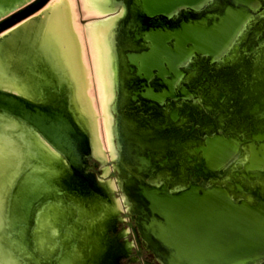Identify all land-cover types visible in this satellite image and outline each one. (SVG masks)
<instances>
[{
	"label": "water",
	"instance_id": "obj_1",
	"mask_svg": "<svg viewBox=\"0 0 264 264\" xmlns=\"http://www.w3.org/2000/svg\"><path fill=\"white\" fill-rule=\"evenodd\" d=\"M49 1L0 0V34L28 21ZM211 1L126 0V19L116 34L117 144L123 155L116 162L123 177L119 190L130 205L128 226L158 264H264V150L255 152L249 166L244 162L241 170L228 172L249 144L261 140L227 135L224 123L196 131L189 127L195 121L193 110L200 112L199 100L209 116L225 122L221 111L232 108L234 90L230 79L216 76L212 67L264 0H216L217 7L205 8ZM178 13L179 20L173 21ZM188 71L197 77L176 88ZM41 87L39 102L0 89V116L35 131L67 168L65 177L45 171L37 175L41 180L36 185L34 178L22 184L36 190L22 195L21 225L52 180L64 184L60 196L69 189L96 192L99 199L107 193L89 170L94 158L88 138L69 110L63 86L41 82ZM166 102H181V108L171 109L164 121L161 107ZM134 104L152 112V119L121 113L126 107L136 109ZM178 119L179 128L173 126ZM197 120V125L209 121ZM160 173L165 177L156 184ZM96 264H117V256L104 253Z\"/></svg>",
	"mask_w": 264,
	"mask_h": 264
},
{
	"label": "bare ground",
	"instance_id": "obj_2",
	"mask_svg": "<svg viewBox=\"0 0 264 264\" xmlns=\"http://www.w3.org/2000/svg\"><path fill=\"white\" fill-rule=\"evenodd\" d=\"M80 1L79 4H82V9L78 6V0H51L43 10L29 17L28 21L24 20L0 34V58L10 61L11 58L15 59L22 55L24 51L27 56V60L20 64L21 68L18 74L11 72L9 68L0 70V89L39 102L43 97L41 82L63 86L68 97L69 110L79 127L87 135L92 157L97 158L103 164L108 160H113L115 163L112 168L105 169V175L107 176L110 172L118 169L116 162H122L123 160L121 149L117 144L118 122L115 116L116 110H118V83L120 80L116 56V34L119 26L126 19V0ZM217 5L216 0H213L205 8L211 9L217 7ZM261 9L263 7L257 10V13ZM81 10L83 11L81 12ZM82 13L84 14L83 17L92 19L85 26H82L80 19ZM257 13L243 27L230 48L215 65L225 68L235 59L243 57L240 49L251 34L250 30L255 26L253 20ZM179 18L180 14L178 13L172 20L178 21ZM255 63L258 66H264V53L258 56ZM183 81L185 80L183 79ZM179 83H177L176 88ZM198 107L201 108V105ZM180 108L181 102L164 103L161 107L164 120H169L168 114L171 109L178 110ZM154 113L156 116H162L156 111ZM0 118L4 117L0 116ZM188 120L186 117L185 121L188 122ZM11 121L17 128L26 131L30 135L28 141L29 154L25 155L24 153L17 156L10 151L8 158L0 154V195L1 191L6 190L3 187L5 179L11 177L3 200L5 208L7 207V228L14 233L17 230L15 227L18 226L14 213L18 209H16L13 202L14 198L20 195L16 193L19 191L21 179L25 182L45 171L52 176L65 177L67 168L64 159L35 131L14 120ZM173 126L179 127L182 125L173 123ZM245 161L246 157L239 154L229 166L228 172L235 169L241 170V166ZM15 168V173L11 174L10 171ZM160 174L161 177L156 179V184L160 183L165 177V173ZM262 177H264V173ZM122 178L120 174L109 182L101 181V184L112 198L109 205L98 198L100 210L106 219L103 225L105 235L115 224L119 213L125 207L127 210L130 208L124 195L120 199H116L113 195L114 191L118 192L121 188ZM227 179L228 175L225 180ZM261 186L264 189V185ZM174 188H178V185H175ZM50 189L46 187L40 198L31 207L29 218L32 232L35 228L42 230L52 226L59 231L66 218L74 217V207L70 204L71 199L69 200L67 195L60 197L61 205L60 208H57L58 214L55 213V216H52V214L50 216L49 212L53 211L54 202V199L51 198L54 191ZM15 195L17 196L15 197ZM40 204H44L47 213L44 219L39 220L36 224L33 215L35 208ZM88 225L93 226L94 224L89 222ZM19 226L22 227L21 224ZM126 232L129 231L126 230ZM122 235L121 233L119 236ZM72 242L66 241L61 234L51 247L43 248V241L41 244L38 242L39 249L37 251L40 262L36 259H28L29 256L26 253L21 256L18 263L50 264L51 261L47 258H50L52 254L55 264H74L76 262L74 260H80L83 264H96L98 256L102 257L109 245V242L106 243L105 241L103 247L101 243L97 242L102 250L98 251V247L93 245L92 251L94 250L95 255L92 257L85 254L84 243L76 242L77 245L72 249ZM120 245L123 246L127 255L128 245L126 246L123 243ZM42 249L43 251H41ZM68 256L72 259H68ZM6 264L14 263L7 258Z\"/></svg>",
	"mask_w": 264,
	"mask_h": 264
},
{
	"label": "rangeland",
	"instance_id": "obj_3",
	"mask_svg": "<svg viewBox=\"0 0 264 264\" xmlns=\"http://www.w3.org/2000/svg\"><path fill=\"white\" fill-rule=\"evenodd\" d=\"M50 2L51 0L43 8L38 10L36 13L43 10ZM79 3H81L80 0H78V6L81 7V8L79 7L80 9H82V4H79ZM82 11L83 10H81V12ZM36 13H34L33 15H35ZM83 15L84 14L82 13L80 19L82 21L81 22L82 26L83 25L85 26L92 19H87L83 17ZM258 16L261 18L262 21L264 20V7L263 9H261L260 12L257 13V15L255 16L253 20V22L255 23V24L253 23L255 25L254 30H256L257 28L256 26H259L261 23L260 20L256 22ZM19 23L21 22H18L16 25H18ZM263 49H264V46L258 47V50L255 56L252 58V60L245 59V55H243L242 53L243 57H239L235 59L230 65L226 66L225 69L220 68L218 65H215V64L212 67V70H215L216 68L219 70L224 69L223 75L224 77H226V79L232 80V77L234 76L232 87L234 90L233 102L235 104L232 105L233 102H231L230 104L232 106V108H230L231 110L229 109V107L224 106L221 111L222 115H224V117L226 118L225 125H224L225 131L229 132L232 128H236L234 123L236 122L235 118L237 117H238L237 122H236L237 127H240V125L241 127L244 126L243 128L247 131H250L251 127L258 128L259 130L258 133H253L250 138V140L256 139V140H261V141L256 144L248 145L247 154L245 155V157L247 158L245 161V164L248 166L250 165L251 163L250 160L252 156L255 154V152L262 154V151L264 150V121L262 122L258 118V116L259 117L264 116V113L262 114V112H264V66H258V64L255 63V60L258 58V56L264 53ZM26 60H27V56H26L25 51L23 52L22 55H19L15 59L11 58L10 61H13V62L8 61L7 59L3 60V58H0V70L9 68L11 72L18 74L21 68L20 64H22ZM39 77L41 78V73L39 74ZM196 77H197V73L189 71L186 78L184 79L185 81L183 82L192 81ZM180 83H182V81ZM255 101L260 102V105H259L260 110L255 109V105H256L254 103ZM199 103L200 104H197V106L202 105V101L199 100ZM188 104H192L196 106V103H188ZM239 104H242V105L249 104L250 108L248 110L247 109H245L244 111L242 110L241 113L239 112L238 115H236V112L233 106L236 107V105L238 106ZM252 104H254V106ZM201 109H202V106H201ZM246 113H248L247 115L251 116L250 117L251 119L244 118ZM180 116L181 114H179V119H180ZM179 119L178 121L175 122V124L182 125ZM244 119L245 120L248 119L246 123H244L243 121ZM0 126H1L0 127V154L1 155L6 156L8 158V156L10 155V151H12L17 156H19V154L21 155L25 153L26 155L30 153L29 148H28V141L30 140L29 139L30 135L27 134L26 131H23L17 128V126H15V124L10 119L0 118ZM202 129L203 127H200V130ZM94 160L98 162L96 177L98 178L100 183L101 181L109 182L115 179L109 176L111 172L107 176L105 175V169L112 168L114 166L113 160H108L107 162L104 163L105 165L95 157H94ZM15 171H16V168L13 171H10V173L13 174L15 173ZM58 177L59 176H53V178H58ZM10 178L5 179L6 181L3 187L6 188V190L1 191V195H0V264H6L7 258L10 261H12L14 264H19L18 262L21 259V256H23L26 253L29 256L28 259H32V260L36 259L38 260V262H40V256L38 255V251H37L39 249L37 245L38 242L41 244V242L43 241L44 243L43 248L51 247L57 241V238L59 237L60 234L65 238L66 241L68 242L73 241L71 244L73 246L72 249H74L75 246L77 245L76 242L80 244L84 243L83 248H84L85 254L90 255L92 257H94L95 255V253H93L94 250L92 251V249L94 248L93 245L98 247V251L102 250V247H99L97 245V242L101 243L104 247V243L106 241L104 238L106 237V235L103 232V225L105 224L106 219H105V216L103 215V212L100 210L97 193L96 192L91 193L90 191L86 189H80L77 191L69 189V191H67V193L65 194L67 195L69 200L71 199L70 204L73 205L74 207L73 210L75 214L73 218L68 217L65 219L64 222L62 221L63 222L62 227H60L59 231L58 229H54L52 226L51 228H46L42 230L41 229L37 230V228H35L34 231L32 232L29 217H28V222H26L25 225H22V227L19 226L21 218H20V214L18 213V211H19V205L21 203L22 195H25L27 192L29 193L31 191H34L36 190V188L35 186L34 187L28 186L27 184L22 185V182L24 181L23 179H21L22 181L19 184V189H21L19 193L20 195L19 196L15 195V197L16 196L17 197L14 199V202H13L16 209H18L14 213V218L18 226L15 227L17 228V230L14 233H12L7 228V214H6L7 207L5 208L4 200H3V197L5 196V193L8 189ZM40 180H41L40 178L35 176L33 184L36 185V183ZM261 182L264 185V179ZM51 183L53 184L51 185L50 190L54 191L51 195V198L54 199V202H53V211L49 212V214L50 216L51 214L52 216H55V213H57L58 211L57 208H60L59 206L61 205L60 203L61 196L58 195L57 192L62 189V185L64 184H62V182L59 180H52ZM116 192L117 191H114L113 195L115 196L116 199H120L122 195L117 196L118 193ZM108 193L109 192L107 191V194ZM16 194H18V192ZM106 196L108 197L109 195H106ZM109 199L112 200L111 196H109ZM15 202H16V205H15ZM45 208L46 207L44 206V204H40L35 208L33 217L35 219L36 224L38 223L39 220L44 219V217L46 216L47 211L45 210ZM125 211L128 212L126 207L119 213V215L121 213H125ZM89 222H93L94 225L89 226L88 225ZM126 230L127 229L121 232L123 234L122 235L123 237L126 236L128 233L126 232ZM123 244H125L126 246L128 245L129 251L127 255H129L131 251L132 243L129 241H125L123 242ZM41 251H43V249ZM69 258L72 259L71 257L68 256V259ZM100 258L101 256H98V260ZM47 259L51 261L50 264H55L54 256H52V254L50 258H47ZM124 263L125 262L121 261V264H124Z\"/></svg>",
	"mask_w": 264,
	"mask_h": 264
},
{
	"label": "flooded vegetation",
	"instance_id": "obj_4",
	"mask_svg": "<svg viewBox=\"0 0 264 264\" xmlns=\"http://www.w3.org/2000/svg\"><path fill=\"white\" fill-rule=\"evenodd\" d=\"M257 20H260L261 23L259 26H256V30H254V28L251 31V34L248 36V39L246 41V43L241 47V53H243V55H245V59L247 60H252V58L255 56L257 50H258V47H263L264 46V20L262 21L261 18L258 16L257 17ZM264 51V49H263ZM225 69V68H224ZM224 69L222 70H219V69H215V72L216 76H219L221 78H224ZM234 77V76H233ZM232 77V80L230 79V83L232 84L233 83V78ZM256 105H255V109L256 110H260L259 109V105H260V102L258 101H255L254 102ZM197 104V103H196ZM254 106V104H252ZM136 109H132L130 107H126L124 108V110H122L121 113H123L124 116L126 117H132V118H138V117H141V119H144V118H147V119H152V116H153V113L152 112H146L144 113L140 107L137 105V104H134V106ZM199 108V107H198ZM249 104L248 105H236V108H235V112H236V115H238V113L245 109H249ZM138 109V110H137ZM199 111H194L193 110V118H194V123L193 121L191 123H189V127L190 126H193L194 127V131L196 130H199L200 127H203L204 129L208 128L209 126H212V125H219L221 126V123H224L222 124L223 128H224V125H225V122L222 120V121H219V120H216L217 119V115H215V117L213 116H209V111L207 110H202L201 108H199ZM212 110L210 109V112ZM252 113V112H251ZM264 112H262L263 114ZM248 113L245 114V117L244 118H250L251 116L247 115ZM115 116L116 118H118V114L115 113ZM204 119L208 118V122L204 123L202 122L200 125H197L198 123V118ZM262 117V118H261ZM259 118L260 121H264V116H261ZM238 118V117H237ZM237 118H235V121L237 122ZM216 120L214 121V124H212V120ZM248 119H244V123H246V121ZM251 119V118H250ZM234 123V125L236 126V128H232V129L227 132L226 134L227 135H239L240 139H244V138H248L250 139L251 138V135L253 133H258V128H253L251 127L250 131H247L245 130L243 127H237V123ZM234 126V127H235ZM221 127V128H222ZM238 129V130H237ZM258 130V131H257ZM188 132H190V129L188 128ZM220 133V131H219ZM93 163H96V166H94ZM113 164H115L113 162ZM89 166H90V171L96 176V172H97V167H98V162L93 160L92 162H89ZM112 174L114 175V177L112 176ZM118 173L117 171H113L111 172V174H109L110 177H113V178H117L118 177ZM118 193L117 196L121 195V192L120 190H118ZM106 195H109L107 193H103L100 197V199L104 202L107 203V205L110 204L111 200L109 199V196L107 197ZM104 196V197H103ZM106 197V198H105ZM128 215V212H125V213H121L119 215V217L116 219L115 221V224L112 226V228H110V230L107 232V235L106 237L104 238L106 240V243L109 242V245L107 246L106 250H105V255L107 256H117V264H121V261L125 262L124 264H158L156 262V260L154 259V257L152 256V254L147 251L145 245L143 244V242L139 239V237H136L134 234H133V231L132 229L128 226V224L131 222V219ZM127 229L129 232L127 233L126 236H119L121 234V232L123 230ZM118 239V240H117ZM125 241H129L132 243V247H131V251H130V254L129 255H126L124 249H123V246H121L120 244L125 242ZM112 242V243H111Z\"/></svg>",
	"mask_w": 264,
	"mask_h": 264
}]
</instances>
